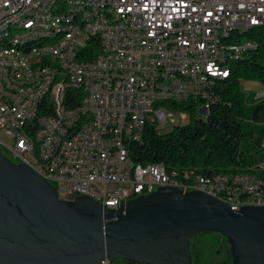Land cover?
I'll return each instance as SVG.
<instances>
[{"label": "built area", "instance_id": "2783aa9c", "mask_svg": "<svg viewBox=\"0 0 264 264\" xmlns=\"http://www.w3.org/2000/svg\"><path fill=\"white\" fill-rule=\"evenodd\" d=\"M259 27L264 0H0V148L59 196L107 208L166 186L234 211L264 205V157L255 170L208 174L136 163L129 148L145 126L206 114Z\"/></svg>", "mask_w": 264, "mask_h": 264}, {"label": "water", "instance_id": "95a60500", "mask_svg": "<svg viewBox=\"0 0 264 264\" xmlns=\"http://www.w3.org/2000/svg\"><path fill=\"white\" fill-rule=\"evenodd\" d=\"M217 232L231 264H264V205L237 211L199 190L157 187L104 207L56 187L0 148V264H193L191 240Z\"/></svg>", "mask_w": 264, "mask_h": 264}, {"label": "trees", "instance_id": "16d2710c", "mask_svg": "<svg viewBox=\"0 0 264 264\" xmlns=\"http://www.w3.org/2000/svg\"><path fill=\"white\" fill-rule=\"evenodd\" d=\"M246 34L256 48L234 60L229 76L212 87L208 112L192 113L190 122L167 133L145 126L142 141L129 147L134 162H164L208 174L248 172L262 163L264 99H255L254 93H246L242 78L256 80L264 87V27L251 29ZM192 242V256L197 262L195 256L199 254Z\"/></svg>", "mask_w": 264, "mask_h": 264}, {"label": "rangeland", "instance_id": "374dc122", "mask_svg": "<svg viewBox=\"0 0 264 264\" xmlns=\"http://www.w3.org/2000/svg\"><path fill=\"white\" fill-rule=\"evenodd\" d=\"M247 34L243 37V39H247ZM242 88L246 93H257L262 88L263 85L256 81V80H246L242 78ZM187 116L180 119L178 115L175 117V125L174 126H180L184 125L188 122H190V114H186ZM173 126H168L166 128H163L161 130V133H167L171 131ZM5 142L8 145L12 144V141L9 139H5ZM3 153L13 162L18 163L19 161L15 158H13L9 153L6 151H3ZM192 246L195 248L196 251H198L196 255V263L197 264H206L205 262H210V264L215 263L216 260H221L225 264H231L230 263V256L227 250L228 244L226 239L221 236L217 232H203L201 234H198L197 237L192 242ZM218 250V252H216ZM216 253H219V259L217 258ZM112 264H123V261L120 258L111 259Z\"/></svg>", "mask_w": 264, "mask_h": 264}, {"label": "crops", "instance_id": "0c3cea01", "mask_svg": "<svg viewBox=\"0 0 264 264\" xmlns=\"http://www.w3.org/2000/svg\"><path fill=\"white\" fill-rule=\"evenodd\" d=\"M193 240V239H192ZM192 240H191V242H192ZM192 251V250H191ZM217 251V250H216ZM219 257V255L217 256V258L216 259H219L218 258ZM193 258V257H192ZM193 260V264H197L195 261H194V258L192 259ZM206 264H210V262H205ZM230 263H231V261H230ZM123 264H126L125 262H123ZM213 264H225L224 262H222L221 260H216L215 261V263H213Z\"/></svg>", "mask_w": 264, "mask_h": 264}, {"label": "flooded vegetation", "instance_id": "af4514ba", "mask_svg": "<svg viewBox=\"0 0 264 264\" xmlns=\"http://www.w3.org/2000/svg\"><path fill=\"white\" fill-rule=\"evenodd\" d=\"M60 198H64V199H67V198H65V197H62V196H59ZM217 252H218V250H217ZM216 255L218 256L219 255V253H216ZM230 261H231V258H230Z\"/></svg>", "mask_w": 264, "mask_h": 264}]
</instances>
